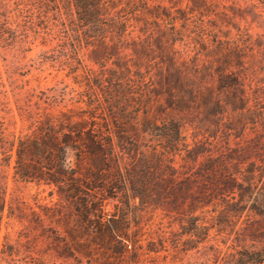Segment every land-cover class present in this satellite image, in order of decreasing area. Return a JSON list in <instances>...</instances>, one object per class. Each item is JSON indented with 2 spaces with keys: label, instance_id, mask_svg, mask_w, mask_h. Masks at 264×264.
Masks as SVG:
<instances>
[{
  "label": "trees",
  "instance_id": "1",
  "mask_svg": "<svg viewBox=\"0 0 264 264\" xmlns=\"http://www.w3.org/2000/svg\"><path fill=\"white\" fill-rule=\"evenodd\" d=\"M39 26L73 86L12 85L15 135L0 80V264H264V0H0V48Z\"/></svg>",
  "mask_w": 264,
  "mask_h": 264
},
{
  "label": "rangeland",
  "instance_id": "2",
  "mask_svg": "<svg viewBox=\"0 0 264 264\" xmlns=\"http://www.w3.org/2000/svg\"><path fill=\"white\" fill-rule=\"evenodd\" d=\"M24 21L26 25H30L27 15ZM10 24V21H3L2 24ZM31 27V26H28ZM45 33L47 30L44 26L38 28H29L27 30L18 29L15 36L9 45L0 48V80L8 91L11 108L14 109V126L10 127L15 135L20 132L26 133L27 122H22L16 115L14 97L10 90L11 86L17 88L14 92L18 95L21 104H23L29 111H36V104L39 103L38 96L40 91H45L48 88L57 86L63 88L66 86V91L73 85L69 78L64 77L62 71H58L56 65L42 61V54L50 49V46H44ZM48 55H46L47 57ZM11 83V85H10ZM69 96H66L68 99ZM6 200L9 201L11 197H15L23 201L29 206L35 203L44 204L54 201L55 197L48 196V189L44 187H36L34 183L15 182L12 178L11 166L6 170ZM0 228V244L3 242L4 236L7 234L9 238L14 239L16 233L20 230V225L11 220L8 225L5 224ZM137 264H213L210 261L203 260L198 257L195 251L181 255L174 258L159 257L151 258L141 261Z\"/></svg>",
  "mask_w": 264,
  "mask_h": 264
}]
</instances>
